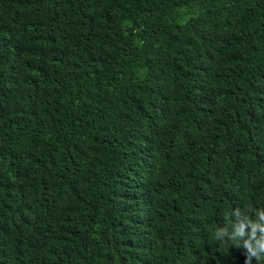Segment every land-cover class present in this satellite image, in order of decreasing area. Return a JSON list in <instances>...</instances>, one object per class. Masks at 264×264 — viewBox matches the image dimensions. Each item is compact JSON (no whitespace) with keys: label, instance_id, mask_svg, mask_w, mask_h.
I'll use <instances>...</instances> for the list:
<instances>
[{"label":"trees","instance_id":"trees-1","mask_svg":"<svg viewBox=\"0 0 264 264\" xmlns=\"http://www.w3.org/2000/svg\"><path fill=\"white\" fill-rule=\"evenodd\" d=\"M246 260L264 0H0V264Z\"/></svg>","mask_w":264,"mask_h":264},{"label":"clouds","instance_id":"clouds-1","mask_svg":"<svg viewBox=\"0 0 264 264\" xmlns=\"http://www.w3.org/2000/svg\"><path fill=\"white\" fill-rule=\"evenodd\" d=\"M241 231H242V229H241ZM245 264H247V260L245 261Z\"/></svg>","mask_w":264,"mask_h":264}]
</instances>
